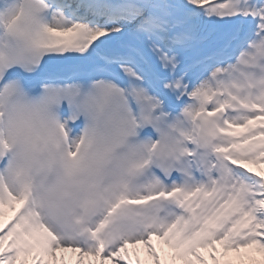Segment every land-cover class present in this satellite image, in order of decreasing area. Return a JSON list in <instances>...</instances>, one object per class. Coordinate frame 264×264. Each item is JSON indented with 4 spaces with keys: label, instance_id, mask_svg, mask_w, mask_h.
I'll list each match as a JSON object with an SVG mask.
<instances>
[{
    "label": "snow or ice",
    "instance_id": "6c2138e0",
    "mask_svg": "<svg viewBox=\"0 0 264 264\" xmlns=\"http://www.w3.org/2000/svg\"><path fill=\"white\" fill-rule=\"evenodd\" d=\"M0 264H264V0H0Z\"/></svg>",
    "mask_w": 264,
    "mask_h": 264
},
{
    "label": "rangeland",
    "instance_id": "374dc122",
    "mask_svg": "<svg viewBox=\"0 0 264 264\" xmlns=\"http://www.w3.org/2000/svg\"><path fill=\"white\" fill-rule=\"evenodd\" d=\"M154 243L157 244V250L161 253L162 257L166 256L170 253V249H168L166 245H163L160 242H155V241H154ZM140 254L142 257L145 256V253L143 250H141Z\"/></svg>",
    "mask_w": 264,
    "mask_h": 264
}]
</instances>
